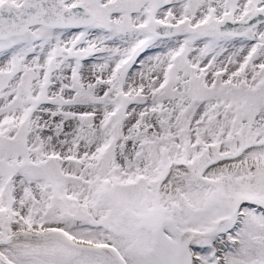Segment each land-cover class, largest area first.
Returning a JSON list of instances; mask_svg holds the SVG:
<instances>
[{
	"label": "snow or ice",
	"instance_id": "6c2138e0",
	"mask_svg": "<svg viewBox=\"0 0 264 264\" xmlns=\"http://www.w3.org/2000/svg\"><path fill=\"white\" fill-rule=\"evenodd\" d=\"M0 264H264V0H0Z\"/></svg>",
	"mask_w": 264,
	"mask_h": 264
}]
</instances>
